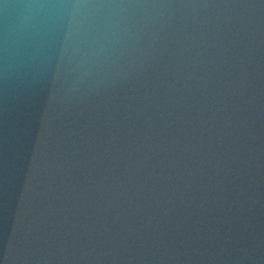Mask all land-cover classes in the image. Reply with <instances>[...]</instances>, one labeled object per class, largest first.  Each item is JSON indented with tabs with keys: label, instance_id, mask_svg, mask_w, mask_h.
I'll list each match as a JSON object with an SVG mask.
<instances>
[{
	"label": "water",
	"instance_id": "water-1",
	"mask_svg": "<svg viewBox=\"0 0 264 264\" xmlns=\"http://www.w3.org/2000/svg\"><path fill=\"white\" fill-rule=\"evenodd\" d=\"M0 264H264V0H0Z\"/></svg>",
	"mask_w": 264,
	"mask_h": 264
}]
</instances>
